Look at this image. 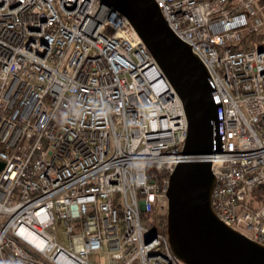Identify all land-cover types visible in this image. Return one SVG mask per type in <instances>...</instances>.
Wrapping results in <instances>:
<instances>
[{"label":"built area","instance_id":"1","mask_svg":"<svg viewBox=\"0 0 264 264\" xmlns=\"http://www.w3.org/2000/svg\"><path fill=\"white\" fill-rule=\"evenodd\" d=\"M155 1L221 105L214 211L264 245V44L233 47L264 29L256 0ZM187 136L182 100L121 12L0 0V264H185L160 221Z\"/></svg>","mask_w":264,"mask_h":264},{"label":"water","instance_id":"2","mask_svg":"<svg viewBox=\"0 0 264 264\" xmlns=\"http://www.w3.org/2000/svg\"><path fill=\"white\" fill-rule=\"evenodd\" d=\"M100 1L129 19L186 112L185 159L171 174L168 190L166 234L174 256L185 264H264V245L222 222L212 205L217 179L209 156L221 150V105L208 69L169 27L155 0Z\"/></svg>","mask_w":264,"mask_h":264},{"label":"trees","instance_id":"3","mask_svg":"<svg viewBox=\"0 0 264 264\" xmlns=\"http://www.w3.org/2000/svg\"><path fill=\"white\" fill-rule=\"evenodd\" d=\"M263 35H264L263 30L258 32V33L245 35L244 39L241 40V42L239 44L233 45V47L236 49L248 50V49L254 47V45L249 43V39L247 38V36L253 37V38H255V37L258 38V37H261ZM263 205H264V185L258 186L256 189H254L253 198H252V206L254 209H259ZM160 222H161L160 223L161 224V230L165 233L166 232V218L164 217Z\"/></svg>","mask_w":264,"mask_h":264},{"label":"rangeland","instance_id":"4","mask_svg":"<svg viewBox=\"0 0 264 264\" xmlns=\"http://www.w3.org/2000/svg\"><path fill=\"white\" fill-rule=\"evenodd\" d=\"M232 2L234 3L235 6H239V4H240L239 0H233ZM254 7L256 8V10H258L259 16L264 18V0H256L254 3ZM262 7H263V10H260V8H262ZM230 8H232V7H230ZM262 30L264 32V29H262ZM247 38L249 39V43L253 44L254 46H258V45L262 46L264 44V35L261 37H258V38L257 37L253 38V37L247 36ZM90 259L93 262L99 261L98 256L95 254L91 255Z\"/></svg>","mask_w":264,"mask_h":264},{"label":"bare ground","instance_id":"5","mask_svg":"<svg viewBox=\"0 0 264 264\" xmlns=\"http://www.w3.org/2000/svg\"><path fill=\"white\" fill-rule=\"evenodd\" d=\"M147 242V243H146ZM146 242L144 243V246L145 245H149V244H151V245H156L157 244V242H154V241H149V240H146Z\"/></svg>","mask_w":264,"mask_h":264}]
</instances>
